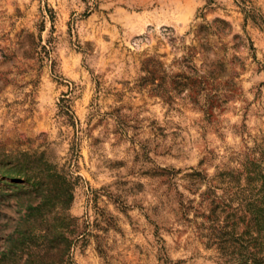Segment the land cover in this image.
I'll return each mask as SVG.
<instances>
[{
	"label": "rangeland",
	"instance_id": "1",
	"mask_svg": "<svg viewBox=\"0 0 264 264\" xmlns=\"http://www.w3.org/2000/svg\"><path fill=\"white\" fill-rule=\"evenodd\" d=\"M262 202L264 0H0V264H253Z\"/></svg>",
	"mask_w": 264,
	"mask_h": 264
},
{
	"label": "trees",
	"instance_id": "2",
	"mask_svg": "<svg viewBox=\"0 0 264 264\" xmlns=\"http://www.w3.org/2000/svg\"><path fill=\"white\" fill-rule=\"evenodd\" d=\"M62 197L65 199L64 202H61L60 205L63 208V210H67V202H70V200L73 199L72 195V189L68 187V185H65L63 187V190L61 192ZM214 202V201H213ZM211 204L213 206L210 209V214L206 217L207 223L209 224V230H211L212 235L217 234L220 243L226 246V244L231 243L234 241L235 243L238 242L239 238H237L236 230L238 228V224L240 223V218L236 216V211L232 209L229 205L224 204L223 206H219V204H216L215 202ZM262 207L264 208V202L261 203ZM66 206V207H65ZM225 215L223 224H220V216ZM251 219L249 220V224L245 226L247 233L249 235V239L252 240L251 243L254 240V237H252L253 234L258 233L260 224L264 221V216L259 214L258 212H252ZM71 218L69 215H66L65 213H60L58 218L55 219L56 225L53 226V229L55 230V233L57 235V239L61 242L67 243L68 239L67 236L71 231H68V227L73 225L71 224ZM263 220V221H262ZM73 221V220H72ZM232 236H236L235 239H233ZM47 237V235L45 236ZM249 240V243H250ZM71 242H68V249H66L64 252H69L70 250V244ZM65 254V253H64ZM260 252L250 253V257L244 261H253V264H264V251L263 255ZM65 256L62 254V257ZM61 257V255H59ZM260 261V262H257ZM41 264H60L57 261H42Z\"/></svg>",
	"mask_w": 264,
	"mask_h": 264
}]
</instances>
